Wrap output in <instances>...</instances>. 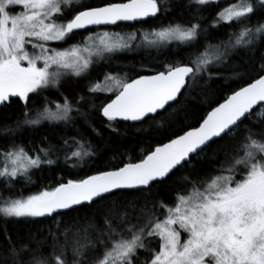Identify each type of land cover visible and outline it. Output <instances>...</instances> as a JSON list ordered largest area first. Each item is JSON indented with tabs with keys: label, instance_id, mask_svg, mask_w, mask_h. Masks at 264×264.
Returning <instances> with one entry per match:
<instances>
[{
	"label": "snow or ice",
	"instance_id": "6c2138e0",
	"mask_svg": "<svg viewBox=\"0 0 264 264\" xmlns=\"http://www.w3.org/2000/svg\"><path fill=\"white\" fill-rule=\"evenodd\" d=\"M219 3L188 0L187 7L199 16ZM171 10L167 0L103 5L75 0V6L74 0H0V105L23 103L24 118L17 128L45 121L67 124L73 112L87 123L88 114L78 106L84 96L75 102L64 97L55 110L45 106L33 115L29 105L36 96L30 94L39 95L50 86L59 90L63 77L88 74L94 55L131 48L118 33L97 32L99 26L146 21ZM222 24L231 29L228 39L204 44L202 51L197 37L206 30L198 21L145 33L149 45L177 41L187 46V60L165 63L163 70L131 80L104 73V81L111 82L106 88L90 83V93H115L96 109L104 127L118 133L121 121L133 122L132 127L156 124L171 135L154 141L138 162L129 159L50 191L4 201L0 216L5 223L12 218L55 220L82 208L88 214L83 225L60 229L57 224L59 231L49 232L50 243L49 238L35 237L17 241L6 228L0 230V264H264V57L246 69V78L235 74V87L230 85L223 102L210 106L196 125L187 124V117L173 118L179 105L194 99L197 87L203 88L213 76L221 78L213 69L234 51L264 46V0H232L212 20V27ZM77 36L82 41L71 43ZM88 127L99 135L91 124ZM242 127L245 134L240 136ZM71 139L78 149L72 156L93 154L90 143L81 142L83 135ZM63 144L71 147L67 137ZM213 145H221L223 158L217 157L211 173L201 175L193 162ZM51 151V146L41 147L32 155L15 141L0 149L3 187L12 188V181L21 176L30 181V169L54 164ZM160 186L169 188L171 202L153 195Z\"/></svg>",
	"mask_w": 264,
	"mask_h": 264
},
{
	"label": "trees",
	"instance_id": "16d2710c",
	"mask_svg": "<svg viewBox=\"0 0 264 264\" xmlns=\"http://www.w3.org/2000/svg\"><path fill=\"white\" fill-rule=\"evenodd\" d=\"M126 0H86L85 4L103 5L107 3L125 2ZM232 0H220L218 5H210L207 10H202V15L194 16V8L187 7L188 0H167V5L172 8L170 12L158 14V17L147 19L139 23L117 24V29L111 32L123 35H136V41L131 44L129 50L120 51V54H99L96 61L90 66L88 74L81 77L68 76L63 78L59 86L47 89L36 96V99L29 105L30 114H35L38 110H43L45 106L55 110L56 103H63L64 97L72 101H79L80 96L85 100L79 102L81 111L88 114V121L85 122L83 116L71 113L73 121L65 124L64 122H42L38 126L29 127L22 125L17 128V122L23 120L24 105L19 103H10L0 109V149L15 141L25 146L26 150L32 155H36L35 149L51 146L52 151L49 158L55 161L54 164H42L40 168L30 169L28 175L30 181L24 177H18L12 181V188L3 187V180H0V203L6 200L27 198L29 195H37L42 191H50L60 183H66L68 180H78L87 175L96 174L99 171L110 170L126 163L129 159L138 162L143 152L148 150L149 146H155L154 141L166 139L170 132L165 133L164 128H158L156 124L143 125L142 127H132V123L120 122L119 132H112L104 127L102 122L104 118L96 110L102 104L107 103L113 96L106 93L88 92L90 83H101L104 81L103 74L110 72L120 79L131 80L141 75H152L157 71L163 70L162 65L171 63L181 58L187 60L189 51L184 50L187 46L179 45V42L173 41L165 49L149 45L141 39L142 33H150L158 30L161 26L167 27L169 24H182L187 26L189 22H199L203 29L197 37L201 45L219 44L228 39L231 29L228 25L212 27V20L215 13L221 8L230 4ZM180 5H184L181 7ZM257 18L253 17L252 23L255 24ZM81 37V36H80ZM194 51V49H193ZM181 53L177 55V53ZM264 57V46L259 43L253 46L251 51L246 49H237L234 51L219 68H214V73H220L221 78L208 80L203 88L197 87L186 104L178 106L174 119L183 120L187 117L186 123L196 125L199 119L210 110V106L222 102L223 98L229 94L232 78L235 74L245 76L246 69H250L253 63L258 62ZM207 80V76L204 77ZM201 80V84H204ZM51 102V103H47ZM95 105L93 108L91 105ZM187 110V111H185ZM91 124L98 132L96 135L88 127ZM179 127V125H177ZM245 131L243 127L240 130V136ZM83 135L85 139L81 141L85 145L89 144L88 149L93 154L77 158L72 156V152L78 150L72 141V137ZM69 139L71 147H65L63 138ZM225 143H235L228 141ZM221 145H213L208 149L207 154H201L193 163L196 165L195 171L203 174L211 173L213 166L217 164V157L223 158L219 151ZM215 153L216 155H213ZM41 156L43 153H39ZM191 171L190 169H186ZM153 195L158 196L168 202H171V193L169 188L160 186L153 189ZM88 214L87 208H82L78 212H71L68 216H56L43 218H21L9 219L7 223L0 216V230L7 229L8 234L14 240L28 242L30 238L36 240L49 238V232H57V224L60 229L65 225L73 226L86 223L85 217ZM4 238L0 235V244H3ZM50 238L48 243H50ZM45 247V255L48 253Z\"/></svg>",
	"mask_w": 264,
	"mask_h": 264
},
{
	"label": "rangeland",
	"instance_id": "374dc122",
	"mask_svg": "<svg viewBox=\"0 0 264 264\" xmlns=\"http://www.w3.org/2000/svg\"><path fill=\"white\" fill-rule=\"evenodd\" d=\"M85 2H86V0H83V3H85ZM74 6H75V0H74ZM98 32L102 34L104 31H98ZM108 32H109L110 34H111V33H114V32H110V31H108ZM144 34H145V33L143 32L142 35H141V39L144 40V41H146L145 38H144ZM120 36L123 37L125 40H127L130 44H133V43L136 41V38H137L136 35H134V37H135L134 39H129L130 36H128V35L120 34ZM149 39H152V37H149ZM81 41H82V40H81ZM81 41L78 40L77 42H72V43H78V42H81ZM168 45H169L168 43H165V44H155L156 47H164V49H165ZM49 46H50V47H56V44H55L54 42H50ZM64 47H67V44H65ZM120 53H121V52H120ZM120 53L116 52V53H114V54H120ZM103 54H110V53H103ZM96 57H97V55H94V56L92 57V59H93L94 62L97 60ZM66 77H68V76H65V77H63V78H66ZM63 78H62V79H63ZM121 80H124V79H121ZM61 81H63V80H61ZM99 84H100V86H101L102 88H106V87H110V86H111V82H105V81H103V82H101V83H99ZM50 88H52V87L50 86ZM53 88H54V87H53ZM102 93H106V94H108V95L115 94L114 92H102ZM3 204H4V203H0V207H2Z\"/></svg>",
	"mask_w": 264,
	"mask_h": 264
},
{
	"label": "flooded vegetation",
	"instance_id": "af4514ba",
	"mask_svg": "<svg viewBox=\"0 0 264 264\" xmlns=\"http://www.w3.org/2000/svg\"><path fill=\"white\" fill-rule=\"evenodd\" d=\"M114 29H117V25L116 26H114V27H112V28H103V27H100V28H96V31L98 32V31H112V30H114ZM89 33H87V32H84V35L86 36V35H88ZM83 39V37H80V36H77V37H75V39H73L72 41H71V43L72 42H77L78 40H82ZM30 51H31V49H30ZM47 89H50V87H48V88H45V89H42V90H39V92L40 93H43L44 91H46ZM30 95H37V94H30ZM14 100L16 99V98H13ZM21 106H23V103L21 102V103H19ZM6 105H0V109H2L3 107H5Z\"/></svg>",
	"mask_w": 264,
	"mask_h": 264
},
{
	"label": "water",
	"instance_id": "95a60500",
	"mask_svg": "<svg viewBox=\"0 0 264 264\" xmlns=\"http://www.w3.org/2000/svg\"><path fill=\"white\" fill-rule=\"evenodd\" d=\"M126 2V1H125ZM118 3H121V2H118ZM151 18H153V17H149V18H147V19H151ZM139 22H142V21H132V22H125V21H121V22H118V24H134V23H139ZM113 26H115V25H104V26H99V27H113ZM136 78H139V77H136ZM135 79V78H134ZM112 98H114V97H112ZM223 102V101H222ZM121 122H125V121H121ZM125 123H133V122H125Z\"/></svg>",
	"mask_w": 264,
	"mask_h": 264
}]
</instances>
